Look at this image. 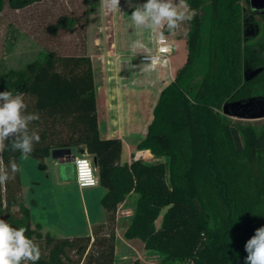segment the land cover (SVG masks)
I'll return each instance as SVG.
<instances>
[{"label": "trees", "instance_id": "trees-1", "mask_svg": "<svg viewBox=\"0 0 264 264\" xmlns=\"http://www.w3.org/2000/svg\"><path fill=\"white\" fill-rule=\"evenodd\" d=\"M40 1L0 0V14L6 4L22 9ZM186 2L199 12L187 21L186 61L161 90L138 143L158 161L121 164L122 140L100 136L89 55L51 52L43 63L0 75V92L22 93L26 113L40 115L30 127L40 129L41 140L29 156L43 166L53 149L83 146L94 155L106 188L105 223L95 224L90 234L55 237L33 228L20 171L0 185V219L28 228L25 235L41 251L36 264H115L116 211L131 192L138 197L124 236L163 255L160 264H245L244 245L264 226V155L258 152L264 128L258 132L232 122L231 115L260 114L256 99L264 98V40L244 37L248 16L242 0ZM233 126L244 146L236 145ZM19 156L6 150L4 167L10 158L18 165Z\"/></svg>", "mask_w": 264, "mask_h": 264}, {"label": "rangeland", "instance_id": "rangeland-1", "mask_svg": "<svg viewBox=\"0 0 264 264\" xmlns=\"http://www.w3.org/2000/svg\"><path fill=\"white\" fill-rule=\"evenodd\" d=\"M138 3H145L146 0H136ZM247 16L250 17L254 24L258 26V33L254 36L255 40L262 38L264 40V13L252 11L248 4V0H242ZM119 10H115V24L120 28L119 33L124 36L128 29L136 30L130 20L132 9H130L126 3V0H120ZM111 11L104 7V0H42L40 2L31 4L22 9H12L5 5L3 11L0 14V75L7 72L10 69L26 70L40 63H43L49 53H56L60 55L67 54H87L96 64L98 74L99 90H104L105 83L110 85L114 84L119 86V92L125 93V103L128 101H136L137 107L141 106L140 96L132 95L138 92L135 84L131 83L129 77L132 69L133 62L149 61L145 56H150L156 51L154 48L155 40L149 36L146 44H152L149 48L148 45H141L135 48V53H118L109 52L107 46H110V42L113 39L112 23H111ZM131 26V28H130ZM189 29V23L184 21L180 27L176 30L175 34L165 33L171 39L174 46L172 54L168 55L166 61H162L160 64L169 66L170 58L173 55L176 46V60H180L186 57V34ZM138 30V29H137ZM141 30L136 32L139 38H142ZM101 34V35H100ZM172 36V37H171ZM101 37L103 44L95 45V39ZM174 37V38H173ZM174 40H173V39ZM252 38V37H251ZM108 42V43H107ZM178 43V44H177ZM123 43L120 45L122 47ZM104 46V47H103ZM123 49V48H122ZM150 50V51H148ZM147 58V59H145ZM106 63L102 64V60ZM151 63V62H150ZM153 64V63H151ZM158 66V63L154 64ZM133 73V72H132ZM171 71H168V76L171 77ZM110 74L112 77H110ZM124 75V79H118L119 75ZM134 74V73H133ZM174 76V75H173ZM151 77L146 74L145 79ZM110 78V79H109ZM168 80L165 79L161 82L164 85ZM136 83V82H134ZM139 87V86H138ZM159 88V86H158ZM118 89V88H117ZM157 90V89H155ZM118 92V91H117ZM129 92V93H128ZM153 92H155L153 90ZM129 94V95H128ZM153 96L154 93H153ZM121 97V96H120ZM260 108V113L264 112V98L256 99ZM129 105H125L128 108ZM142 107V106H141ZM110 119L114 118L112 114ZM232 122H240L244 126H251L258 132L264 128V115L254 113L251 117H239L231 115ZM124 115L121 113L118 119L122 126L123 132H129L128 126H124L122 120ZM118 122V123H119ZM117 128V126H116ZM115 130V129H114ZM118 133V132H117ZM232 133L235 138L237 146H244L245 140L240 135L236 127H232ZM250 138V137H249ZM250 142L252 139L250 138ZM259 157L264 155V146L259 148ZM83 153L82 149H79L78 155ZM28 163H23V170L27 174H33L39 170V160L28 156ZM166 160V158H164ZM94 162V160H92ZM49 197V201H52L55 205L61 208L58 235H65L78 229L79 233L87 232L86 215L89 219H94L99 210L103 208L100 198L92 189H84L80 191L77 185H66L63 188L56 189ZM32 194L28 187L25 188L24 198L27 206L31 203ZM28 206V207H29ZM85 208H87L85 212ZM126 209V205L117 208L116 211V233L117 227L119 231L125 228L127 222L120 215L119 211ZM103 210V209H102ZM103 220V216L100 218ZM162 221V214L159 215L156 222V226L160 227ZM206 221L209 225H213L210 216L206 215ZM124 234L120 235L118 241V255L116 257L115 264H160L163 258L158 252L144 253L142 247L138 245L125 246L123 239ZM140 240V239H139ZM145 248V247H144ZM146 249V248H145ZM147 250V249H146ZM22 264H28L27 261Z\"/></svg>", "mask_w": 264, "mask_h": 264}, {"label": "crops", "instance_id": "crops-1", "mask_svg": "<svg viewBox=\"0 0 264 264\" xmlns=\"http://www.w3.org/2000/svg\"><path fill=\"white\" fill-rule=\"evenodd\" d=\"M115 12L116 11L110 12L111 23H112L111 27L113 30L112 33L113 39L110 42V46L106 45V48L109 49L107 53L109 52H114V54L135 53L137 50L131 46L132 43L134 41H139L140 45L145 46L150 35L147 32L141 30L140 33L142 34L141 35L142 38H139L136 35V32L139 31L137 29L136 30L128 29L124 34V36H121V34H117V30L119 33L120 28L116 27L115 24V16H116ZM129 22H131V19L129 20ZM123 41L124 44L121 47L120 42L122 44ZM100 43L104 45L101 37H97L95 39V45L98 46ZM147 45L148 44H146V46ZM151 47L152 44L150 45L149 48ZM151 49L152 50L155 49V44H154V48ZM177 49H178V45L176 46V49L170 58L169 66H166L165 64H158V66H156L154 64H151L149 61L137 60V62H133L130 75L125 79L127 80L130 78L131 83L135 84L134 87H137V89L139 88L138 92L135 91L133 93L131 91V93L129 92L128 93L130 94V97L134 94L135 96H138L140 94L141 96L140 95L139 96L141 101L140 104L138 105H141L142 107L141 106L137 107L136 103H139L138 100V102L128 101V103H125V105H129L128 108H126L124 105L125 93L119 92L118 85L115 87L114 84L108 85L105 83L104 90L103 91L99 90L100 85L98 84L97 68H96V64L94 63V60L92 59L93 67H94V75H95L96 102H97L100 136L102 138L117 137L122 140L123 147L120 158L121 164L131 163L134 159H141L146 163H152L160 160V158H156L152 154L150 149L138 148V143L146 135L148 125L153 117V108L156 102L158 101L161 90L171 80L174 79L176 72L178 71L179 68H181L184 65L186 61V57L181 58L179 61L176 60L177 58L175 55ZM186 55H187V47H186ZM102 61H103L102 64L106 63L104 59ZM168 71L172 72L171 77L168 76ZM146 74L150 75L151 77L145 79ZM112 76L110 74V77ZM118 79H124V75L120 74ZM165 79H170V80H168L164 85H161V82H163ZM153 90L155 92H153ZM153 93L155 96H153ZM121 113L124 115V119L122 120V122L124 123V126H126L127 124L128 129H130L129 132H123L121 126L122 123H120L118 120L120 118ZM109 114H112V116L115 117L110 119L111 117ZM68 148L71 149L70 155L77 156L79 149H82L83 146L68 147ZM68 156L69 155L65 154L59 158H55V156H53L51 153L49 156L43 159V166L39 165V170H37V172H34L33 174H27L26 171L23 170V163L24 164L28 163V160L23 159L22 155L19 156L18 158V166H19L20 178L22 183L23 202L27 206L26 200L24 198V192H25V188L28 187L32 194L31 197L32 205L30 206L28 205L31 214L32 226L37 232H40L42 234L49 233L55 237H72L76 235H86L91 233L92 227L95 224L105 223L106 221L107 211L103 207L99 210L98 214H96L93 220L89 219V216L86 215L87 232L79 233L78 231H75L78 230L75 228L74 231H70L71 233L65 235H58L59 232L61 231L59 228V222L61 219L60 212L62 209L59 208V206L55 205L52 201H49L48 196H50L53 192H56L55 191L56 189L61 190V188H63L64 186L72 185L73 183L74 185H77L80 191L86 189V188H80L76 183L73 160L67 162L66 157ZM89 157L92 160H94V155L89 154ZM88 189L94 190V192L100 198V201L104 196V194L106 193V188L101 184L95 187H89ZM137 197L138 195L136 193L131 192L126 196L125 200L121 202L118 206L120 209V207L126 205V209L124 210L129 212V216H121V217L118 216V219L123 218L124 220H126L128 217L129 218L125 221L127 222L125 228L119 231L117 227L116 243H115L116 257L118 255L119 237L120 235H123L125 233L127 227L131 222ZM86 210L87 208H85V212ZM101 216H103V220L100 219ZM122 242H124L125 243L124 245L127 247L138 245L139 247H142L144 253L153 252L152 250H146L144 248L143 241L139 240L138 238H134V239L124 238Z\"/></svg>", "mask_w": 264, "mask_h": 264}, {"label": "clouds", "instance_id": "clouds-1", "mask_svg": "<svg viewBox=\"0 0 264 264\" xmlns=\"http://www.w3.org/2000/svg\"><path fill=\"white\" fill-rule=\"evenodd\" d=\"M126 3L132 9L129 16L132 26L160 41L165 39L164 29L175 34L181 23L199 15L198 10L191 8L186 0H146L142 4L136 0H126ZM119 5L120 0H104V7L109 11H120ZM131 46L136 48L141 45L139 41H134ZM26 107L22 93L15 90L0 92V185L15 179L19 171L12 158L8 161V167H4L3 153L6 150L20 152L27 158L41 140L40 129L30 127L40 120V115L36 112L26 113ZM27 231L28 228L23 225L14 228L0 219V264H22L25 261L36 264L40 260V248L25 235ZM244 248L247 252L245 264H264V226L255 230Z\"/></svg>", "mask_w": 264, "mask_h": 264}, {"label": "built area", "instance_id": "built-area-1", "mask_svg": "<svg viewBox=\"0 0 264 264\" xmlns=\"http://www.w3.org/2000/svg\"><path fill=\"white\" fill-rule=\"evenodd\" d=\"M164 36L165 39L163 41H160L159 39L155 40L156 51L154 54L145 56L153 64H160L162 61H166L168 59V55L172 54L174 46L172 45L171 39L165 34ZM73 164L75 170V180L80 188L95 187L100 184L97 168L86 151L81 155L75 156ZM119 214L127 215L129 212L122 210L121 212L119 211Z\"/></svg>", "mask_w": 264, "mask_h": 264}, {"label": "water", "instance_id": "water-1", "mask_svg": "<svg viewBox=\"0 0 264 264\" xmlns=\"http://www.w3.org/2000/svg\"><path fill=\"white\" fill-rule=\"evenodd\" d=\"M248 4L252 11H262V13H264V0H248ZM258 31V26L252 22L250 17H248L244 23V37H254ZM260 115H264V112H261ZM51 153L53 156H55V158H59L65 154L69 155L66 157L67 162L72 161L75 158V156L70 155L71 149L68 147L53 149Z\"/></svg>", "mask_w": 264, "mask_h": 264}, {"label": "flooded vegetation", "instance_id": "flooded-vegetation-1", "mask_svg": "<svg viewBox=\"0 0 264 264\" xmlns=\"http://www.w3.org/2000/svg\"><path fill=\"white\" fill-rule=\"evenodd\" d=\"M256 12H262V11H256ZM251 19V18H250ZM252 20V19H251ZM253 22V21H252ZM257 107V106H256Z\"/></svg>", "mask_w": 264, "mask_h": 264}]
</instances>
